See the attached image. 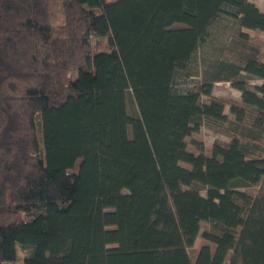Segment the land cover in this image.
<instances>
[{
	"label": "trees",
	"instance_id": "1",
	"mask_svg": "<svg viewBox=\"0 0 264 264\" xmlns=\"http://www.w3.org/2000/svg\"><path fill=\"white\" fill-rule=\"evenodd\" d=\"M224 14V57L176 86ZM243 28L264 32L252 0H0V264H264V39ZM203 125L230 139H188Z\"/></svg>",
	"mask_w": 264,
	"mask_h": 264
},
{
	"label": "rangeland",
	"instance_id": "2",
	"mask_svg": "<svg viewBox=\"0 0 264 264\" xmlns=\"http://www.w3.org/2000/svg\"><path fill=\"white\" fill-rule=\"evenodd\" d=\"M259 8L264 9V0H254ZM57 4L52 5L51 8V21L53 24L63 22V16L61 12V8ZM244 31L250 33L251 36L257 37L258 40L264 39L263 31H255L248 28H243ZM232 34V22L228 15H221L217 21L215 22L211 34L209 38L204 41L199 49L197 54L195 55L190 70L194 71L193 76L185 77V75L177 80L176 86L181 88H185L189 84H192L194 80H197L199 72H201L210 62L215 61L218 58L224 57V54L227 52L226 48L231 41ZM227 57V56H226ZM76 75V72H74ZM249 81L251 83H262L263 79L257 77H249ZM213 94L219 97H227L240 99L241 91L234 87L229 81H220L215 84ZM226 111H229V106L226 107ZM195 137L201 140L206 148L210 151L215 141H223L227 142L230 137L228 134L214 130L213 128L203 125L199 128L197 132H193L188 136V139ZM189 149L191 151H195V147L192 143L189 144ZM188 165V164H186ZM205 193V192H204ZM208 223L203 221L201 223V231L208 227ZM204 244V240L202 237H198L195 246L192 248V253L196 254L197 250ZM113 245V244H111ZM23 261V251L20 250L18 258L13 262H7L5 264H22ZM232 262L235 263L234 255H232Z\"/></svg>",
	"mask_w": 264,
	"mask_h": 264
},
{
	"label": "crops",
	"instance_id": "3",
	"mask_svg": "<svg viewBox=\"0 0 264 264\" xmlns=\"http://www.w3.org/2000/svg\"><path fill=\"white\" fill-rule=\"evenodd\" d=\"M252 1H254V0H252ZM255 2V1H254ZM256 3V2H255ZM261 9V8H260ZM261 10H264V9H261Z\"/></svg>",
	"mask_w": 264,
	"mask_h": 264
}]
</instances>
